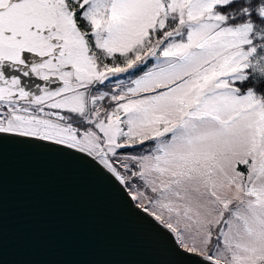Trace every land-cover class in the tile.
<instances>
[{"label": "snow or ice", "instance_id": "1", "mask_svg": "<svg viewBox=\"0 0 264 264\" xmlns=\"http://www.w3.org/2000/svg\"><path fill=\"white\" fill-rule=\"evenodd\" d=\"M80 162L184 264H264V0H0V144Z\"/></svg>", "mask_w": 264, "mask_h": 264}, {"label": "water", "instance_id": "2", "mask_svg": "<svg viewBox=\"0 0 264 264\" xmlns=\"http://www.w3.org/2000/svg\"><path fill=\"white\" fill-rule=\"evenodd\" d=\"M0 264H184V258L80 162L5 141Z\"/></svg>", "mask_w": 264, "mask_h": 264}]
</instances>
